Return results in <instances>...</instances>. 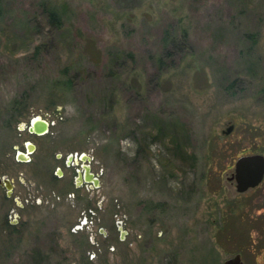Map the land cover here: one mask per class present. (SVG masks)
<instances>
[{
	"label": "rangeland",
	"instance_id": "374dc122",
	"mask_svg": "<svg viewBox=\"0 0 264 264\" xmlns=\"http://www.w3.org/2000/svg\"><path fill=\"white\" fill-rule=\"evenodd\" d=\"M246 155L264 157V0H0V264H264V176L226 181Z\"/></svg>",
	"mask_w": 264,
	"mask_h": 264
},
{
	"label": "water",
	"instance_id": "95a60500",
	"mask_svg": "<svg viewBox=\"0 0 264 264\" xmlns=\"http://www.w3.org/2000/svg\"><path fill=\"white\" fill-rule=\"evenodd\" d=\"M232 130V126H228L225 131L221 132L223 135H228ZM48 131V123L39 118L33 119L32 122L27 126V132L31 134L41 135ZM17 160L25 161V157L17 154ZM80 162H89V159L85 155L78 156ZM85 183H92L93 187L96 188L98 180L89 172L88 166H83ZM59 174V173H58ZM264 176V157L261 155H246L238 157L233 163L232 174L226 178L227 182L234 183V189L236 193H244L247 190L253 189L259 185ZM3 180V179H2ZM5 182V181H4ZM6 183V182H5ZM8 190V187L6 186ZM8 194V192H7ZM222 264H242L240 261L239 254L224 260Z\"/></svg>",
	"mask_w": 264,
	"mask_h": 264
},
{
	"label": "flooded vegetation",
	"instance_id": "af4514ba",
	"mask_svg": "<svg viewBox=\"0 0 264 264\" xmlns=\"http://www.w3.org/2000/svg\"><path fill=\"white\" fill-rule=\"evenodd\" d=\"M32 122V120L31 121H29L28 123H27V125H25L26 127H25V131H26V133L29 135V136H32V137H35V138H40V137H43V136H45L46 134H47V132L46 133H44V134H41V135H37V134H31V133H28L27 132V126L30 124ZM48 123V122H47ZM48 127H49V123H48ZM26 142V143H25ZM36 150V147H35V145L33 144V143H31L30 141H23V142H21V151L18 153L19 154V157L20 156H23V157H25V159L27 160V161H18V162H23V163H29V161H30V159H29V157L34 153V151ZM75 157V158H74ZM55 161L56 160H61V156L60 155H56L55 156ZM64 161V164L65 165H67L68 164V166L67 167H69V166H71V167H76V168H74V174H73V176H72V183H73V185H74V187L75 188H79V187H82V186H84V187H86V188H94L93 187V185H92V183H85L84 181H83V178H84V170H83V166H85L84 165V163H82V162H80V160L78 159V156H73V158H72V156L71 155H69V156H66L65 157V159L63 160ZM89 167V166H88ZM57 170L55 171L56 173H59V176L60 177H63V175H61V172H60V170L58 169V168H56ZM89 172H90V168H89ZM91 173V172H90ZM57 176H55V178H56ZM3 179V180H2ZM6 183H5V182ZM6 186L8 187V190L6 189ZM0 188H3V190H4V193H5V198H9L10 197V194H11V192H12V189H13V184H12V180H9L8 178H6V177H3V178H0ZM7 192H8V194H7ZM82 226H84V225H82ZM81 226V227H82Z\"/></svg>",
	"mask_w": 264,
	"mask_h": 264
},
{
	"label": "trees",
	"instance_id": "16d2710c",
	"mask_svg": "<svg viewBox=\"0 0 264 264\" xmlns=\"http://www.w3.org/2000/svg\"><path fill=\"white\" fill-rule=\"evenodd\" d=\"M44 14L47 21L55 28H59L61 26V18L53 8L45 7ZM229 86L232 87V84H230Z\"/></svg>",
	"mask_w": 264,
	"mask_h": 264
}]
</instances>
